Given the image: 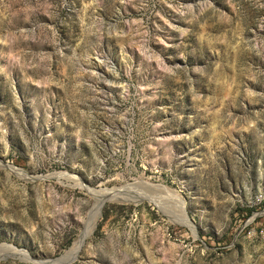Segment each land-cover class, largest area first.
Listing matches in <instances>:
<instances>
[{
    "label": "rangeland",
    "instance_id": "1",
    "mask_svg": "<svg viewBox=\"0 0 264 264\" xmlns=\"http://www.w3.org/2000/svg\"><path fill=\"white\" fill-rule=\"evenodd\" d=\"M258 191L264 0H0V264H264Z\"/></svg>",
    "mask_w": 264,
    "mask_h": 264
},
{
    "label": "built area",
    "instance_id": "2",
    "mask_svg": "<svg viewBox=\"0 0 264 264\" xmlns=\"http://www.w3.org/2000/svg\"><path fill=\"white\" fill-rule=\"evenodd\" d=\"M252 208H258L252 216L245 222L240 233L246 232L258 240L264 248V193L258 191L252 198Z\"/></svg>",
    "mask_w": 264,
    "mask_h": 264
},
{
    "label": "bare ground",
    "instance_id": "3",
    "mask_svg": "<svg viewBox=\"0 0 264 264\" xmlns=\"http://www.w3.org/2000/svg\"><path fill=\"white\" fill-rule=\"evenodd\" d=\"M117 190V189H115ZM110 191V190H109ZM120 192H115L112 190V192H108L106 194H104L103 196H101V200H100V203H99V206L98 208H96L97 210L95 211L96 213L92 216L91 220L88 221L89 223L85 226L86 228H84L85 230L82 232V234L79 236V239L77 240V242L75 243L73 249L69 252V255H70V258H71V254H76L80 249L81 247L83 246L84 242L86 241V239L90 236V234L92 233V231L95 229L96 227V223L99 219V217L101 216V212H102V209L103 207L105 206V204L110 201V200H113V199H116V198H127L125 197L126 194H119ZM130 194H128L127 196H129ZM99 196V195H98ZM97 198V196H96ZM131 199L129 200H133V197H130ZM98 199V198H97ZM100 199V198H99ZM119 200V199H118ZM125 200V199H124ZM94 212V211H93ZM91 217V215H90ZM185 221L186 223L189 225V227H193L192 226V223L189 222L188 218H185ZM80 252V251H79ZM66 257V256H65ZM69 257V256H68ZM67 258V257H66ZM71 260V259H70ZM61 261V260H60ZM69 261V260H68ZM68 264V262H67Z\"/></svg>",
    "mask_w": 264,
    "mask_h": 264
},
{
    "label": "water",
    "instance_id": "4",
    "mask_svg": "<svg viewBox=\"0 0 264 264\" xmlns=\"http://www.w3.org/2000/svg\"><path fill=\"white\" fill-rule=\"evenodd\" d=\"M125 197H128L129 199H131L129 196L125 195ZM125 202H129V200L125 201ZM53 263V262H52ZM72 262L68 263L71 264Z\"/></svg>",
    "mask_w": 264,
    "mask_h": 264
}]
</instances>
